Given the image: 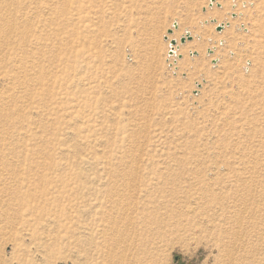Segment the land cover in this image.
<instances>
[{"label": "rangeland", "instance_id": "374dc122", "mask_svg": "<svg viewBox=\"0 0 264 264\" xmlns=\"http://www.w3.org/2000/svg\"><path fill=\"white\" fill-rule=\"evenodd\" d=\"M216 1L0 0V264H101L147 205L180 226L154 264H250L223 249L264 215V0Z\"/></svg>", "mask_w": 264, "mask_h": 264}, {"label": "bare ground", "instance_id": "6f19581e", "mask_svg": "<svg viewBox=\"0 0 264 264\" xmlns=\"http://www.w3.org/2000/svg\"><path fill=\"white\" fill-rule=\"evenodd\" d=\"M215 3L219 4L217 1ZM210 4H211V0H210ZM223 25H225V24L223 23ZM173 26H174V23H173ZM178 28H175V29H178ZM173 32H174V30H173ZM187 33H190V32H187ZM170 38H172V37H170ZM172 40H174V39H172ZM172 40L170 41L171 48L173 47ZM175 53L179 54L178 49H176V45L174 46V54ZM174 54H170V55H174ZM191 54L195 55L194 52H191ZM175 57L176 56H173L172 58H175ZM253 171H254V168H253ZM245 177H246V175H245ZM246 180L247 179H245V181ZM242 184H244V183H242ZM244 196H246V195L244 194ZM252 198H253V196H252ZM244 203H246V202H244ZM262 204L264 206V199L263 198H261L259 200L258 205L262 206ZM124 205H127V204L125 203ZM128 206H130V205H128ZM261 206L257 208V209H259L260 212L263 209V208L261 209ZM247 207H250V206H247ZM242 208H239V209H242ZM126 210L128 212H127L125 219L122 223H121L122 220L121 221L117 220L114 217V219L110 218L106 225L105 224L103 225L104 230L101 231L103 233V236H102L103 241L100 244H98V248L101 249V254H102L100 257L101 258V260H100L101 264H154V262L157 259L156 255H157V248H158V246H157L158 244L156 243V240L154 238L155 234H157V235H161L162 233H166V234L170 233L171 234L172 231H179L178 233H180V226L179 225H169L168 223H165V222H164L165 225L162 226L160 224L161 220H157L156 217H151L148 215V213L153 212V210H151L149 205H147V207H146V210L148 211V213L144 211V213L140 212L139 214H137V213L133 214L132 212L131 213L129 212L128 207L126 208ZM245 210L246 209H244L243 210L244 212L243 211L242 212L246 213ZM191 212H193V210ZM216 212H218V211H216ZM114 213H116V212H114ZM255 213H256V211H255ZM240 214H241V212H240ZM258 214H260V213H258ZM244 216H246V215H244ZM121 217H123V216L121 215ZM240 217H242V216H240ZM252 218H253V216H252ZM261 219L262 220L259 223L254 222V224H253L254 228L252 229V231L249 234L245 233V231L242 233V232H239L240 230L238 231L236 228L234 229V230H237L241 234V237L240 236H236V237L233 236L232 240H231V244L228 243L226 246L224 245L223 250H224V253H226V255H228V258L231 259V257H229L230 255H232L231 252L243 253L248 257L250 264H264V215ZM241 220H243V219H241ZM236 222H238V221L236 220ZM241 222L239 219V224H238L239 227H241V224H240ZM244 225H246V223H244ZM212 226H213V224H212ZM225 226H230V224H228L226 222ZM249 226H250V224H249ZM229 229H231V228H229ZM229 229H228V231H229ZM184 231H185V233H187L191 230L189 227H187V228H185ZM235 234H238V233H235ZM228 238H230V237H228ZM92 242H93V240H92ZM241 257H243V256H241ZM232 258H233V256H232ZM229 262H231V260ZM94 264H95V262H94Z\"/></svg>", "mask_w": 264, "mask_h": 264}, {"label": "water", "instance_id": "95a60500", "mask_svg": "<svg viewBox=\"0 0 264 264\" xmlns=\"http://www.w3.org/2000/svg\"><path fill=\"white\" fill-rule=\"evenodd\" d=\"M216 2V0H211V4L210 5H213L214 3ZM206 10V9H205ZM174 27L175 28H178L179 27V24L178 22H174ZM224 27L223 24L219 25L218 26V30H222V28ZM169 33H173V29H170L169 30ZM168 39V37H167ZM192 39V35L190 33H187L186 35L182 36L181 38V42L182 43H185L186 40H191ZM178 44V41L176 39L172 40V45L173 47L170 49V54H174V46ZM213 50L212 49H209V53H212ZM195 53V52H194ZM216 61V60H215Z\"/></svg>", "mask_w": 264, "mask_h": 264}]
</instances>
